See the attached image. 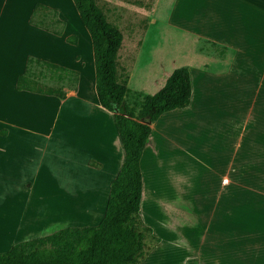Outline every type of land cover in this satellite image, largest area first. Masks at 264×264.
<instances>
[{"label": "crops", "instance_id": "0c3cea01", "mask_svg": "<svg viewBox=\"0 0 264 264\" xmlns=\"http://www.w3.org/2000/svg\"><path fill=\"white\" fill-rule=\"evenodd\" d=\"M36 3L57 11L64 21L61 35L30 23ZM165 22L186 43L177 59L153 62L158 70L154 92L173 69L186 66L191 94L187 106L149 123L139 163L140 229L149 230L150 252L162 240L159 229H173L188 246L187 235L200 231L199 243L215 245L224 236L233 244L228 252L203 255H236L247 261L246 253L264 247V0H170ZM71 36L74 42L66 40ZM124 41L123 34L117 54L132 53ZM29 56L78 71L76 87L64 91V98L18 90L16 78ZM93 65L91 38L73 0H0V136L6 150L13 149L8 141L13 132L43 133L30 123L28 102L45 108L40 117L48 114L53 129L60 107L90 77L98 116H91L86 128L94 137L91 159L96 166L84 164L85 188L91 193L83 196L81 207L92 205L98 182L106 186V206L110 183L124 159L113 115L97 99Z\"/></svg>", "mask_w": 264, "mask_h": 264}, {"label": "rangeland", "instance_id": "374dc122", "mask_svg": "<svg viewBox=\"0 0 264 264\" xmlns=\"http://www.w3.org/2000/svg\"><path fill=\"white\" fill-rule=\"evenodd\" d=\"M169 2H96L107 20L124 34L123 46L132 50L129 54H116V64L117 80L128 87L126 101L133 105L131 110L136 115L140 114L142 93H152L156 88L153 81L158 70L153 69L156 67L153 62L177 59L181 47L186 43L180 34L167 27L165 13ZM73 38L76 39L75 36ZM134 49H140L142 53H135ZM40 69L36 67V70ZM88 79L84 80L78 94L68 97L60 107L53 129H50L48 114L40 117V112H45V108L40 109L28 102L30 123L37 124L38 132L43 133L13 132L8 140L13 145L11 150H6L5 141L0 136V252L18 241L39 237L63 226L96 225L101 220L106 198L103 182H98L99 188L95 191L92 205L81 207L84 197L91 193L85 188L87 170L84 164L88 161L96 166L91 159L94 137L90 135L91 130L87 131L86 122L91 116L94 120L98 115L94 106L96 97L92 101L93 92ZM72 85L73 78L66 77L57 86L68 91ZM54 110L56 112V107ZM6 153H9L8 157ZM80 176L82 180H79ZM77 195L80 196L78 199ZM76 199L78 207L75 208ZM167 226L171 227L172 224ZM157 232L162 240L150 252L152 239H146L149 250L141 264H264V255L261 254L264 247H256L259 253H246L248 260L240 261L241 257L236 255H203L209 254V251L228 252L233 244L226 241L224 236L215 245L210 240L203 244L197 239L200 234L197 231L195 236L187 235L188 246L182 245L173 229H159ZM188 253L193 256H187Z\"/></svg>", "mask_w": 264, "mask_h": 264}, {"label": "trees", "instance_id": "16d2710c", "mask_svg": "<svg viewBox=\"0 0 264 264\" xmlns=\"http://www.w3.org/2000/svg\"><path fill=\"white\" fill-rule=\"evenodd\" d=\"M73 2L92 42L97 99L113 115L124 159L110 183L105 211L96 225L63 226L18 241L0 252V264H141L148 254L145 236L149 230L140 229L138 213L140 157L150 132L149 123L165 111L188 105L189 71L186 66L177 67L156 92L142 93L140 114L136 115L125 102L128 87L117 80L116 54L122 32L107 20L95 0ZM30 23L56 35H61L64 28L57 11L40 3L35 4ZM66 40L74 42L71 37ZM66 77L73 78L75 88L78 71L29 56L24 72L16 78V88L64 98V90L57 85Z\"/></svg>", "mask_w": 264, "mask_h": 264}]
</instances>
